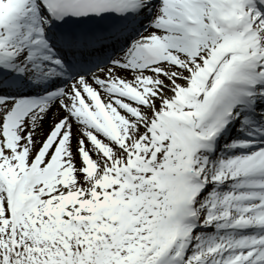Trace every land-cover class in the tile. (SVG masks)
Wrapping results in <instances>:
<instances>
[{"label":"snow or ice","instance_id":"obj_1","mask_svg":"<svg viewBox=\"0 0 264 264\" xmlns=\"http://www.w3.org/2000/svg\"><path fill=\"white\" fill-rule=\"evenodd\" d=\"M0 264H264V0H0Z\"/></svg>","mask_w":264,"mask_h":264}]
</instances>
